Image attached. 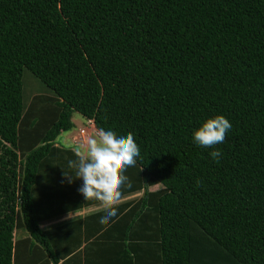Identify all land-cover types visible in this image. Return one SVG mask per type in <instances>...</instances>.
I'll return each instance as SVG.
<instances>
[{"label":"trees","instance_id":"obj_1","mask_svg":"<svg viewBox=\"0 0 264 264\" xmlns=\"http://www.w3.org/2000/svg\"><path fill=\"white\" fill-rule=\"evenodd\" d=\"M73 112L133 134L142 194L41 227L102 204L57 142ZM0 264H264V0H0Z\"/></svg>","mask_w":264,"mask_h":264},{"label":"clouds","instance_id":"obj_2","mask_svg":"<svg viewBox=\"0 0 264 264\" xmlns=\"http://www.w3.org/2000/svg\"><path fill=\"white\" fill-rule=\"evenodd\" d=\"M86 122L94 126L92 120L86 119ZM231 127L227 118L216 115L194 128L190 138L199 147H212L224 142ZM96 130V135L87 141L86 153L82 154L78 148L75 149L78 160H70L68 164L76 169L75 176H71L82 181L78 192L83 198H94L105 206L100 217L101 221H104L116 215V210L111 205L119 199L121 186L128 179L124 175L125 170L137 163L140 149L131 132L117 133L103 127ZM220 155L219 149L209 152V156L214 160Z\"/></svg>","mask_w":264,"mask_h":264},{"label":"rangeland","instance_id":"obj_3","mask_svg":"<svg viewBox=\"0 0 264 264\" xmlns=\"http://www.w3.org/2000/svg\"><path fill=\"white\" fill-rule=\"evenodd\" d=\"M25 79H26V83L24 81L23 97L26 100L25 103H28L31 96L34 93H36L35 91H33L30 94L29 91L34 90L35 88H37V89L40 88L38 86V84L39 85H41V84L30 73L25 74L24 80ZM25 92L26 93L28 92L29 95H26ZM71 121H72L74 126L72 127V129H70V131L61 132V134L57 138V142L58 143L60 142V144H63V145H69L71 147H74V144H76L78 146V149L81 151V153L85 154L87 151V141L89 138L94 137L96 135L97 130L94 128V126L90 122H86V119L84 117H82L78 112L72 113ZM157 187H160V185L156 184V185L152 186L151 188H157ZM140 194H142V192L138 191V192L132 193V194L127 195V196L129 199H131V198H137ZM121 200L122 199H120V201ZM47 225L48 224H46V223H42V227L47 226ZM14 232H15L14 238H17V236L20 237L23 235V233L21 231L19 232L17 230Z\"/></svg>","mask_w":264,"mask_h":264},{"label":"crops","instance_id":"obj_4","mask_svg":"<svg viewBox=\"0 0 264 264\" xmlns=\"http://www.w3.org/2000/svg\"><path fill=\"white\" fill-rule=\"evenodd\" d=\"M141 195V194H140ZM139 195V196H140ZM138 196V197H139ZM127 197V198H126ZM126 197H123V198H121L122 200H126V199H129L128 198V196H126ZM119 201H120V199H118ZM118 200L117 201H115V202H118ZM121 200V201H122ZM101 207H105L103 204H100V205H98V206H89V207H87V208H82L81 210H79V211H77V212H74V213H67V214H65L64 216H62V217H60V218H57V219H54V220H51V221H48V222H46V224H48L49 225V223L50 224H52V223H56V222H59V221H62V220H67V219H69V218H71V217H73V216H77V215H79V216H83V215H85V214H87V213H89V212H92V211H95V210H97L98 208H101Z\"/></svg>","mask_w":264,"mask_h":264}]
</instances>
